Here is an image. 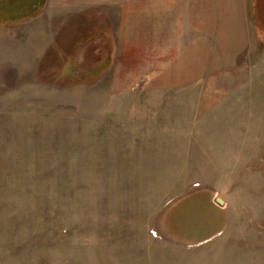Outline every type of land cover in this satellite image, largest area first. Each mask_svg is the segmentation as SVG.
I'll return each mask as SVG.
<instances>
[{
  "label": "rangeland",
  "instance_id": "rangeland-1",
  "mask_svg": "<svg viewBox=\"0 0 264 264\" xmlns=\"http://www.w3.org/2000/svg\"><path fill=\"white\" fill-rule=\"evenodd\" d=\"M100 1L36 71L0 46V264H264V9L243 42L232 0H193L192 31L173 0L171 32L165 0ZM98 29L106 64L69 46Z\"/></svg>",
  "mask_w": 264,
  "mask_h": 264
},
{
  "label": "crops",
  "instance_id": "crops-1",
  "mask_svg": "<svg viewBox=\"0 0 264 264\" xmlns=\"http://www.w3.org/2000/svg\"><path fill=\"white\" fill-rule=\"evenodd\" d=\"M68 1V2H67ZM0 0V46H8L10 53L14 56L15 68L23 72L37 69V63L41 62L42 59L49 53L50 48H54V43L49 40L53 37L50 26L53 24H59L60 20L65 15H88L94 14L101 17L100 12L104 11L105 16L109 17L108 11L112 8L107 2H90V0ZM173 0H165L162 4V8H165L163 12L157 10L159 26L165 27L167 23L169 25V31H174L175 28L168 21L171 20L175 23L177 21L178 11L176 8L180 7V3L172 2ZM205 1V0H200ZM258 0H251V12L253 10L264 9V4H257ZM182 5V3H181ZM189 11L185 14H189V20H184L185 24L188 22L189 29L192 31V9L193 0H185L184 5ZM232 13L236 16L235 24L239 26V38L244 42L247 40L248 21H246V2L245 0H232ZM113 9V8H112ZM182 11V7H180ZM207 9V4L203 5L200 2V10ZM100 11V12H99ZM256 11V12H257ZM99 12V13H98ZM102 14V13H101ZM164 15V16H163ZM254 15V14H253ZM167 17V18H166ZM102 18V17H101ZM95 22H99L97 17L93 18ZM105 19V18H104ZM156 21V19H155ZM157 21V22H158ZM156 24V23H155ZM157 25V24H156ZM191 27V28H190ZM59 28V27H58ZM186 28V27H185ZM187 29V28H186ZM9 33L7 39L3 36V33ZM108 33V31H107ZM109 34V33H108ZM176 36V35H175ZM114 34L110 32L106 38L114 41ZM103 39V38H102ZM170 39H173L170 37ZM175 39V38H174ZM101 40V39H100ZM176 40V39H175ZM105 46L106 39L104 38ZM100 41L98 40V43ZM170 42V41H169ZM115 44V43H114ZM173 43L170 46L176 47ZM191 48V47H190ZM109 48L108 53L105 51L104 62L110 58L109 62L113 59V54ZM165 53L159 47V53ZM177 52V51H176ZM154 54L153 62L155 65L158 64V70L161 72V65L169 64L168 71L171 73L173 65V55L170 53L167 56L160 54ZM117 54V49H116ZM191 54V49H190ZM97 55V54H96ZM121 55V51L119 52ZM11 56V57H12ZM102 56V55H101ZM121 57V56H120ZM107 58V60H106ZM173 60V61H172ZM12 63V62H11ZM40 64V63H39ZM36 68V69H35ZM157 69V67H156ZM166 71V69H163ZM167 72V71H166Z\"/></svg>",
  "mask_w": 264,
  "mask_h": 264
},
{
  "label": "trees",
  "instance_id": "trees-1",
  "mask_svg": "<svg viewBox=\"0 0 264 264\" xmlns=\"http://www.w3.org/2000/svg\"><path fill=\"white\" fill-rule=\"evenodd\" d=\"M106 36H109V34L107 33V32H105L103 29H101V30H95V31H93V32H91L90 34H88V36L86 37V36H84V33H80L79 34V36L77 37V35L74 37V39H72L71 38V40H70V42H69V46L70 47H72V49H74V48H76V45L78 46V47H80V45H82L81 47H84V46H86L88 49H89V51H88V49L86 48V50L88 51V53L87 52H85V54H84V62H88V61H91L93 58H92V56H93V52H96V54H97V57L99 58V57H101V54L103 53V55L105 54V51L108 53V51H109V48L111 49L110 51H111V53L112 54H114V49H115V44H114V41L112 40V39H109V38H106ZM86 37V38H85ZM103 38V39H102ZM104 38L106 39V46H105V41H103L104 40ZM101 39V40H100ZM98 40L100 41L99 43H98ZM80 41L81 42H83L82 44L80 43ZM90 45V46H89ZM79 49V48H78ZM52 52V51H51ZM50 52V53H51ZM72 52H73V50H72ZM72 52H71V54H70V56H72V57H75V56H77V54L78 53H74L73 55H72ZM49 53V54H50ZM56 53H58V52H56ZM60 54V53H59ZM96 54H95V56H96ZM48 56V54L42 59V61L40 62V65L41 64H43V62H44V60H45V58ZM56 57H58V54H56L55 55ZM70 56L68 57V58H70ZM60 58V57H59ZM61 60H58V61H53L51 64L53 65V66H55L54 67V69L52 70V69H49L50 71L52 70V71H56L57 70V67H59L60 66V64H61V66L65 63L64 61L65 60H62V58H60ZM109 60H110V58H108V63H109ZM70 61V60H69ZM62 62H64V63H62ZM106 63H107V61H106ZM105 63V64H106ZM65 65V64H64ZM43 66V65H42ZM43 69H44V67H43Z\"/></svg>",
  "mask_w": 264,
  "mask_h": 264
},
{
  "label": "water",
  "instance_id": "water-1",
  "mask_svg": "<svg viewBox=\"0 0 264 264\" xmlns=\"http://www.w3.org/2000/svg\"><path fill=\"white\" fill-rule=\"evenodd\" d=\"M216 203H218V205H222L223 204V202L220 199H217Z\"/></svg>",
  "mask_w": 264,
  "mask_h": 264
}]
</instances>
